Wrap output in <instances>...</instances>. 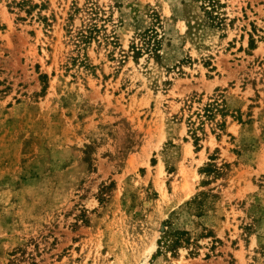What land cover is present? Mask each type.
I'll return each instance as SVG.
<instances>
[{"label":"rangeland","instance_id":"374dc122","mask_svg":"<svg viewBox=\"0 0 264 264\" xmlns=\"http://www.w3.org/2000/svg\"><path fill=\"white\" fill-rule=\"evenodd\" d=\"M216 1L0 0V264H264V0Z\"/></svg>","mask_w":264,"mask_h":264},{"label":"trees","instance_id":"16d2710c","mask_svg":"<svg viewBox=\"0 0 264 264\" xmlns=\"http://www.w3.org/2000/svg\"><path fill=\"white\" fill-rule=\"evenodd\" d=\"M209 2L212 4V6H215L217 4L216 0H209ZM95 27V28H94ZM96 26H91L89 29V33L81 32L80 38L84 42H89L90 39H93L94 32L96 29ZM253 40V39H252ZM222 96V95H221ZM215 98L212 102L207 103L204 107L200 108L199 110L195 111L194 114L197 117V119L192 120L190 118V129L189 132L193 135L194 138V144L198 148L199 141L201 140V134L204 133V124L206 120H212L216 119L218 115L222 117V121L218 124L220 126V129L225 127L226 121L225 117L227 115V108L225 107V99L223 98ZM189 106H192L191 104ZM185 235L184 231H176V232H167L162 239L159 240V243L162 242L164 245L168 247L169 250H176V248L183 243L182 236ZM185 242H188L187 239H184Z\"/></svg>","mask_w":264,"mask_h":264}]
</instances>
